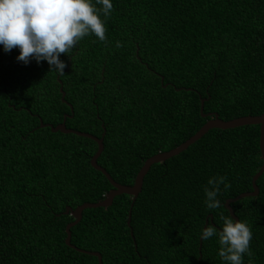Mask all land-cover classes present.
Returning a JSON list of instances; mask_svg holds the SVG:
<instances>
[{"label":"trees","instance_id":"obj_1","mask_svg":"<svg viewBox=\"0 0 264 264\" xmlns=\"http://www.w3.org/2000/svg\"><path fill=\"white\" fill-rule=\"evenodd\" d=\"M112 3L111 14H101L106 41L86 36L71 55L60 54L63 75L46 61H18L16 48L0 49V264H98L66 245L74 219L64 214L112 189L90 165L97 144L40 121L57 126L71 105L66 127L98 138L104 132L97 164L132 185L145 160L209 120L202 99L203 114L223 121L264 112V0ZM259 130H209L153 164L132 207L122 194L108 207L85 209L70 244L100 253L102 264H226L218 237L200 241V233L205 225L219 230L229 215L225 201L252 191L262 165ZM218 175L230 187L221 185V206L210 209L203 188ZM256 185L257 196L230 204L252 231L253 256L244 264H264V173Z\"/></svg>","mask_w":264,"mask_h":264},{"label":"clouds","instance_id":"obj_2","mask_svg":"<svg viewBox=\"0 0 264 264\" xmlns=\"http://www.w3.org/2000/svg\"><path fill=\"white\" fill-rule=\"evenodd\" d=\"M112 10V0H0V49L7 53L16 48L18 61L24 64L30 60L37 64L46 61L50 71L63 75L66 63L60 59V54L71 55L86 36L106 41L101 14L106 19ZM121 46V42L116 41V47ZM221 185L230 187L225 176L208 178L203 188L208 208L221 206L218 199ZM222 219L219 230L211 225L204 227L200 239L217 236L221 259L226 264H244L245 255L253 256L249 246L251 228L229 215ZM248 264L253 261L249 259Z\"/></svg>","mask_w":264,"mask_h":264},{"label":"water","instance_id":"obj_3","mask_svg":"<svg viewBox=\"0 0 264 264\" xmlns=\"http://www.w3.org/2000/svg\"><path fill=\"white\" fill-rule=\"evenodd\" d=\"M162 81H163V79H161V82ZM60 91H61L62 99H63L64 93L62 92V88H60ZM203 106H204V100L202 99L200 102L201 117H204V118L210 117L209 120L192 137H190L185 142L181 143L179 146H177V147H175L169 151L157 153V154L153 155L152 157L148 158L147 160H145L142 167L138 171L132 185L118 184L117 182H115L110 177V175L106 172L105 169H103L101 166H99L97 164V159L103 151L104 132L101 135V137L98 138L92 134L77 131V130L70 129V128L66 127V125H65L66 119L68 117H72V115H73V110H72L71 105H69L70 112H71L70 115H67V114L64 115L63 121L60 124H58L57 126L54 127L51 124H43L40 121V127L41 128L49 127L51 132H53V133L61 132L64 134H75L77 136L89 138V139L93 140L94 142H96L97 151L91 157L90 165L95 170L101 172L106 177V179L109 181L110 185L112 186V189L107 193V195L105 196V198L102 201H98L96 203H83V204L77 206L75 209H72L70 207H66L64 214L70 215L74 219V221L71 223H68L66 225V228H65V231H66L65 243L68 247H70V248H72L75 251H78L80 253H84L87 255L97 257L98 258V264H102V258H101L100 253L81 250V249H78L75 246L70 244V238H71L70 229L72 226L76 225L81 220L82 212L85 209L98 208V207H103V208L108 207L112 204L113 199L116 196H119L122 194L129 195L132 197V199H131L132 200L131 207H132L133 203L135 202L136 198L138 197L139 193L142 190V184H143L144 176L146 175L149 168L153 164L163 163L164 161H166V160L180 154L181 152L185 151L190 145H192L193 143L200 140L211 129L228 130V129H235V128L247 126V125H259V129H260L259 130V149H260V157L262 160V165H261L259 171L252 178V191L241 193L237 197L232 198V199H227L225 201V208L228 210L231 218L234 221L238 220V218L234 215V212H233L230 204L237 202L241 198L257 196L259 193V189L256 185V181L264 173V112L262 114L256 115V116H250L249 115V116H244V117L236 118V119L229 120V121H223L218 117L217 113L203 114ZM210 219H211V217H210ZM130 220H131V209H130L129 214H128L127 225L130 224ZM206 224H207V221H206ZM204 227H206V225ZM200 241H201V239H200ZM200 244H201V242H200Z\"/></svg>","mask_w":264,"mask_h":264}]
</instances>
